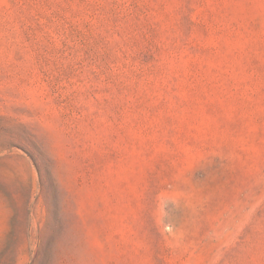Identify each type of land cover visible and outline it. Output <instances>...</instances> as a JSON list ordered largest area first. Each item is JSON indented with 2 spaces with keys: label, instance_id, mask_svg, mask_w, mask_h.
Listing matches in <instances>:
<instances>
[{
  "label": "rangeland",
  "instance_id": "1",
  "mask_svg": "<svg viewBox=\"0 0 264 264\" xmlns=\"http://www.w3.org/2000/svg\"><path fill=\"white\" fill-rule=\"evenodd\" d=\"M0 264H264V0H0Z\"/></svg>",
  "mask_w": 264,
  "mask_h": 264
}]
</instances>
